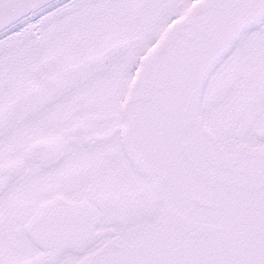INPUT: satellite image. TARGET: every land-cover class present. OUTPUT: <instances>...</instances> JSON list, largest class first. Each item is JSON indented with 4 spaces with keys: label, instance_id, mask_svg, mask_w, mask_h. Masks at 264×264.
Masks as SVG:
<instances>
[{
    "label": "snow or ice",
    "instance_id": "1",
    "mask_svg": "<svg viewBox=\"0 0 264 264\" xmlns=\"http://www.w3.org/2000/svg\"><path fill=\"white\" fill-rule=\"evenodd\" d=\"M0 264H264V0H0Z\"/></svg>",
    "mask_w": 264,
    "mask_h": 264
}]
</instances>
